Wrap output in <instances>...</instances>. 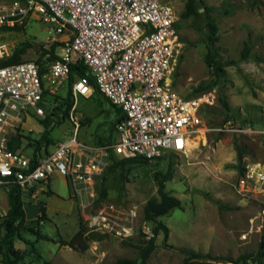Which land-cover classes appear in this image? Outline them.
Returning a JSON list of instances; mask_svg holds the SVG:
<instances>
[{
	"label": "rangeland",
	"instance_id": "374dc122",
	"mask_svg": "<svg viewBox=\"0 0 264 264\" xmlns=\"http://www.w3.org/2000/svg\"><path fill=\"white\" fill-rule=\"evenodd\" d=\"M14 1L0 0V9L9 10ZM160 1L171 3L179 16L187 2ZM205 1L215 9L213 17L220 35L217 54L226 64L227 76L216 83L213 69L205 62L209 52L205 15L180 19L184 46L172 75L174 89L183 95L195 96L191 94L202 82L213 85L211 91L196 95L213 96L216 100L214 105L201 110L205 138L201 139L200 134L194 149L185 154H167L165 159L151 164H129L113 170L110 166L97 182L96 200L90 212L95 213L109 204L127 212L135 210L137 216L132 238L119 241L106 237L90 243L84 252L62 246L59 242L43 239L37 242V235L22 232V238L33 243L44 260L51 256L54 264H114L122 258L139 260L138 246L153 237V226L144 220V207L158 197V176L166 174L170 168L174 177L167 182V191L179 198L184 208L162 218L169 234L161 233L157 237V248L147 264H184L185 251L188 250L209 256L203 261L226 264L230 258L236 262L240 256L258 251L264 237V192L244 200L234 186L248 163L259 162L264 166V5L253 7L254 0ZM19 26L23 29L0 30V43L9 46L10 54L17 46L26 43L31 47L23 60L41 61L45 66L51 64L50 55L45 51L56 43H61L58 55L64 54L63 38L52 42L51 23L45 17L35 14ZM246 42L252 45V51L251 57L244 60L242 52ZM69 91L70 83L67 82L59 90L57 99H50L52 106L56 102L63 103ZM220 95L227 98L231 111L220 104ZM75 104L74 117L80 123V141L102 146L116 140L119 111L100 91H94L90 97L78 96ZM23 131L31 139L39 140L45 127L39 118L29 117ZM74 132L75 125L70 117L61 124H54L50 136L54 142L49 144V150L53 151L56 143L72 138ZM24 142L28 145L29 140ZM105 190L107 196L103 199ZM23 198L26 226L37 228L55 240H71L79 230L80 222L84 223L80 200L73 196L68 179L59 173L23 193ZM40 204L49 207L50 220L40 221L38 225L39 213L34 216L33 211ZM8 208V194L2 193L0 223ZM4 234L2 231L0 238ZM15 245L25 256L20 264L43 263L31 244L16 237Z\"/></svg>",
	"mask_w": 264,
	"mask_h": 264
},
{
	"label": "built area",
	"instance_id": "2783aa9c",
	"mask_svg": "<svg viewBox=\"0 0 264 264\" xmlns=\"http://www.w3.org/2000/svg\"><path fill=\"white\" fill-rule=\"evenodd\" d=\"M39 14L51 23L52 42L63 38L64 54L42 73L36 61L0 69V200L15 186L27 193L59 173L68 179L80 200L85 226L91 233L119 241L135 233V210L109 204L95 213V186L117 160L157 162L167 154H185L204 129L201 110L215 97L188 96L176 91L172 75L183 51L180 16L160 0H16L0 9V29L15 27ZM0 43V59L10 56ZM82 62L90 78L73 83V95L90 97L97 88L122 113L117 138L109 145H88L79 140L80 123L74 117L72 138L41 154L29 150L26 139L11 148L29 117L46 118L50 99L69 82L72 68ZM208 130V129H206ZM206 132V131H205ZM244 200L264 192V166L248 163L234 186ZM99 242V241H97ZM93 242V243H97ZM226 264H236L227 262ZM244 264V263H241Z\"/></svg>",
	"mask_w": 264,
	"mask_h": 264
},
{
	"label": "trees",
	"instance_id": "16d2710c",
	"mask_svg": "<svg viewBox=\"0 0 264 264\" xmlns=\"http://www.w3.org/2000/svg\"><path fill=\"white\" fill-rule=\"evenodd\" d=\"M264 5L263 0H254L252 6ZM215 9L212 6H209L205 0H187L185 9L180 15V19H190V18H198L201 15H205L207 19V28H208V36H207V45L209 52L205 57V62L207 65L213 69L214 74L216 76V83L219 84L223 79L227 76L226 64L222 62L217 54V43L220 41L219 35V26L216 19L213 17ZM180 27V25H179ZM22 26L15 27H5L0 29L1 31H10V30H22ZM183 41V40H182ZM61 43H56L52 46L50 50H46L45 54L50 55L51 64L60 60L61 57L58 55L57 50ZM31 46L22 43L15 48L13 53L4 58L0 59V69L8 66L18 65L23 63V57L27 54L29 48ZM252 45L249 42H246L244 45V49L242 52V57L244 60H247L251 57ZM259 60H261L259 58ZM42 69V73L47 71V67L41 61H36ZM89 69L82 62L74 65L72 68V74L69 80L70 83V91L69 96L66 99H63V103L60 105L56 102L52 111L47 114L46 118L40 119L41 123L45 127V131L42 134L39 140H33L30 136H24L22 134H17L11 143V148L13 150H18L23 144V138L29 140L27 148L35 149L36 154H41L43 148H48L49 144H53V140L50 138L52 126L54 124H61L65 119L70 117L71 110L75 105V98L73 95V83L78 78L88 77L90 78ZM90 82L94 84V81L90 78ZM213 85L207 84L206 82H202L198 87L194 88L193 94L191 95H200L206 92L211 91ZM98 90L95 88V91ZM99 91V90H98ZM58 96H55L57 99ZM56 101V100H55ZM220 104L227 111H231V105L228 102L227 98L224 95H220L219 98ZM58 104V105H57ZM119 119L118 122L122 119V113L119 109ZM242 156V154H241ZM165 159V156L160 158L159 160ZM158 160V161H159ZM151 164L152 162L145 159H129V160H117L112 157V164L110 165V169L116 168H125L129 164ZM244 171H242V174ZM241 174V175H242ZM161 177V178H160ZM174 177L173 169L170 170L166 174H159L158 182V197L152 199L147 202L144 207V220L147 223H150L153 226V237L146 240L143 244L138 246L139 249V260H130L126 258L119 259L114 264H147L151 255L157 248V237L164 233L166 236L169 234V229L162 221V218L167 217L172 214L177 209H183L182 201L173 196L169 191H167L166 184L171 181ZM107 191L105 190L102 193V198H106ZM25 201L23 198V193L19 189V187L15 186L11 193L8 195V205L9 208L7 210L6 215L3 217L2 222L0 223V234L2 231H5L3 237L0 238V254L2 256V264H20L24 260V254L20 252V250L16 249L15 239L19 237L22 241H25L26 244H31L33 250L37 254L39 260H43V263L40 264H54L51 261L44 260L42 254L36 249L33 243H29L27 240L22 238V232H32L33 234L38 236L39 239L47 240L50 242H59L62 246H69L75 250L87 251L89 249V245L92 242L102 241L106 239L107 236L100 235L97 233H91L84 225L83 222H80V228L78 232L73 236L70 241H66L63 239L55 240L52 237L42 234L37 230V228H29L26 226V211H25ZM39 216H38V225L40 221L48 220L47 215V207L44 204L39 205ZM187 257L184 260V264H221L218 262H208L203 261V259L209 257L202 253H198L195 251H185ZM230 262L234 260L230 258ZM236 264H264V237L260 240L258 251L255 254L242 255L240 256L236 262Z\"/></svg>",
	"mask_w": 264,
	"mask_h": 264
},
{
	"label": "crops",
	"instance_id": "0c3cea01",
	"mask_svg": "<svg viewBox=\"0 0 264 264\" xmlns=\"http://www.w3.org/2000/svg\"><path fill=\"white\" fill-rule=\"evenodd\" d=\"M62 205H63V203H62ZM49 210H50L49 207H47V215H48ZM38 213H39V210H38V209H34V211H33L34 216L37 215ZM48 220H50L49 216H48ZM77 232H78V231H77ZM77 232H76V233H77ZM76 233H75V234H76ZM38 241H39V240H37V242H38ZM69 241H70V240H69ZM48 261H51V262H52V256L50 257V259H49Z\"/></svg>",
	"mask_w": 264,
	"mask_h": 264
},
{
	"label": "bare ground",
	"instance_id": "6f19581e",
	"mask_svg": "<svg viewBox=\"0 0 264 264\" xmlns=\"http://www.w3.org/2000/svg\"><path fill=\"white\" fill-rule=\"evenodd\" d=\"M201 139H204L205 138V131L203 130L202 131V133H201ZM194 147H195V143L194 144H192V147H191V149H194Z\"/></svg>",
	"mask_w": 264,
	"mask_h": 264
}]
</instances>
